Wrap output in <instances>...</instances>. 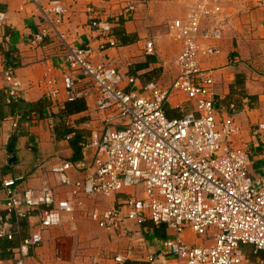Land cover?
I'll return each mask as SVG.
<instances>
[{"label": "built area", "instance_id": "built-area-1", "mask_svg": "<svg viewBox=\"0 0 264 264\" xmlns=\"http://www.w3.org/2000/svg\"><path fill=\"white\" fill-rule=\"evenodd\" d=\"M236 1L195 0L186 15L173 19L169 32L180 46L174 62L177 76L169 87L151 82L135 89V77L124 76L101 56L120 46L112 22L89 6L90 26L100 31L103 41L98 49L71 44L58 30L67 8L62 0H49L50 8L43 10L47 25L31 44L40 47L53 34L60 38L68 65L62 80L66 102L87 96L79 86L84 81L94 89L102 126L81 144L95 150L91 162L62 161L51 168L70 197L60 198L46 180L40 188L19 192L17 179L10 178L3 181L7 210L22 217L38 212L46 229L58 225L63 214L73 216L85 198L130 191L119 206L94 209L90 218L105 229H119L129 221L139 226L147 221L166 225L172 235L163 240L165 253L149 254L148 264H264V170L252 171V149L244 140L238 106L218 108L213 71L203 65L221 52L225 14ZM257 3L262 6L264 0ZM6 18V12L0 11V23ZM145 52L155 54L152 42ZM4 77L9 99L21 101L22 83L13 66L5 67ZM48 85L46 97L57 99L61 90L56 80L50 79ZM178 93L193 102L194 111L171 118L165 106ZM66 126L75 129L76 121L68 117ZM249 133L253 146L264 147V121ZM73 135L70 132L66 139ZM75 171L82 177L75 179ZM188 229L202 242L183 240L181 235ZM2 236L13 238L5 229H0ZM43 239L42 230L25 238L18 264H24L31 248ZM115 259L124 261L123 256Z\"/></svg>", "mask_w": 264, "mask_h": 264}, {"label": "crops", "instance_id": "crops-1", "mask_svg": "<svg viewBox=\"0 0 264 264\" xmlns=\"http://www.w3.org/2000/svg\"><path fill=\"white\" fill-rule=\"evenodd\" d=\"M148 1L62 0L67 13L58 30L71 44L98 49L103 40L100 31L90 26L88 7L93 6L104 20L112 22L114 36L120 44L103 51L101 56L124 76L135 77V89L151 82L169 87L175 78L168 83L161 81L159 54L145 52L147 43L153 42L146 30L150 19L142 13L146 3L148 8ZM194 2L192 0L187 12ZM49 8V0H40L39 4L29 0H0V11L7 14L5 22L0 23V229L13 234L12 239L0 237V264H18L22 241L40 230L43 231V242L31 248L24 264H148L149 254L165 253L163 240L172 235L166 225L156 226L147 221L139 226L129 221L122 228L105 229L90 218L94 209L119 206L130 196V191L109 197L85 198L73 216L63 214L58 225L46 229L41 227L38 212L22 217L7 210L3 181L10 178L17 179L19 192L40 188L46 180L60 198L70 197L68 189L60 184L51 168L62 161L76 163L85 159L91 162L95 150L79 145L82 148L78 151L74 141L87 142L93 130L102 126V115L95 108L94 89L84 81L79 86L87 90L84 99L88 108L68 116L76 121L75 129L66 126L68 117L64 116L63 109L67 98L62 80L68 65L63 43L53 34L40 47L31 44L33 36L46 27L47 16L43 10ZM242 22H248L254 27L255 34L264 38V5L259 6L257 0H237L231 4L225 14L223 38L219 42L221 52L204 60L203 65L213 71L218 108L237 104V117L245 128L244 140L252 149L251 168L259 173L264 170V147L261 144L253 146L249 133L251 127L260 122H255L252 116L261 110L254 106L258 101V84L251 77L255 72L241 62L245 56L236 53L235 30L232 29ZM7 65L14 67L22 83L19 102L11 101L8 96L9 85L4 77ZM50 79L56 80L61 90L55 100L46 97ZM165 109L169 117H181L194 111V104L185 94L178 93L171 97ZM70 132L74 133L73 138L67 140ZM82 175L72 172L75 179ZM182 238L190 244L202 242L189 229ZM116 256H123L124 261L118 263Z\"/></svg>", "mask_w": 264, "mask_h": 264}, {"label": "rangeland", "instance_id": "rangeland-1", "mask_svg": "<svg viewBox=\"0 0 264 264\" xmlns=\"http://www.w3.org/2000/svg\"><path fill=\"white\" fill-rule=\"evenodd\" d=\"M191 2L192 0H149L148 8L146 3L142 11L145 17L148 16L146 18L150 19L146 30L148 38L152 39V43L155 46V54H159L162 68L160 77H162L161 81L163 83L170 82L178 74L174 62L180 48L170 35V23L176 17L182 16L187 12ZM232 29L235 30L233 36L236 44V53L240 57L245 56V59L241 58L243 60L241 62L246 63V66L255 72L251 76L252 80L258 84L256 91L258 101L254 106L257 108L261 107V110L252 113V116L255 122L261 121L264 120V38L255 34L254 27L248 22H242ZM239 44L241 45L240 48H238Z\"/></svg>", "mask_w": 264, "mask_h": 264}, {"label": "trees", "instance_id": "trees-1", "mask_svg": "<svg viewBox=\"0 0 264 264\" xmlns=\"http://www.w3.org/2000/svg\"><path fill=\"white\" fill-rule=\"evenodd\" d=\"M42 106H43V104H42ZM87 108H88V106H87V103H86L84 98H77L74 101H67V102H65L64 109H63V112L66 113L64 116L68 117L72 113L83 111V110H86ZM67 131L69 132L70 130H67ZM79 141H80V139H77L74 141V146L78 151L81 147L79 145H81L80 143L82 140L80 142Z\"/></svg>", "mask_w": 264, "mask_h": 264}]
</instances>
